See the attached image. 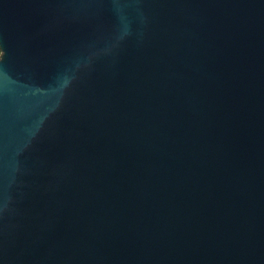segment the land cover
Segmentation results:
<instances>
[{
    "label": "water",
    "instance_id": "obj_1",
    "mask_svg": "<svg viewBox=\"0 0 264 264\" xmlns=\"http://www.w3.org/2000/svg\"><path fill=\"white\" fill-rule=\"evenodd\" d=\"M0 264H264V0H0Z\"/></svg>",
    "mask_w": 264,
    "mask_h": 264
}]
</instances>
